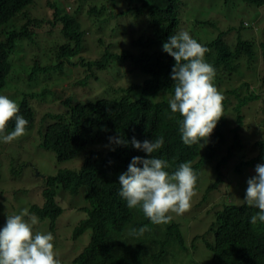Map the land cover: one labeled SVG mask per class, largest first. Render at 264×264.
Listing matches in <instances>:
<instances>
[{
    "label": "trees",
    "instance_id": "16d2710c",
    "mask_svg": "<svg viewBox=\"0 0 264 264\" xmlns=\"http://www.w3.org/2000/svg\"><path fill=\"white\" fill-rule=\"evenodd\" d=\"M41 1L43 2L0 0V87L12 68V55L22 54L23 68L24 62L34 65L28 71L27 78L36 83L39 76L47 75L48 70H59L63 57L85 52L88 48L90 41L84 37L85 31H81L80 25L72 16L63 13L61 0H45L43 4ZM216 1L208 2H211V5ZM117 2L118 0H111L108 8L111 13L107 12L104 4L100 9L95 5L90 8L89 12L95 13V38L99 37L98 30L103 29L105 21L115 19L113 8L117 6ZM124 3L129 6L131 14L135 15V22L140 24L142 19H146L149 25L153 26L155 33V41L151 44L154 46H146L141 50L142 55L132 57L133 65L135 63L140 73L148 71L151 74L149 79L143 82L145 91L142 92L141 85L133 84L122 100L110 101L112 103L100 100L94 105H87L89 108L77 104L58 118L61 121L55 127H49L43 147L55 153L58 163L74 162L71 166L78 164V168H60L55 176L48 178L42 190L43 206H34L32 210L41 219L49 218L50 228L54 230L61 213V207L56 201L57 188L60 186L64 191L76 194L86 187L85 198L89 206L82 209L86 218L76 226L73 237L76 238L87 230L91 233L89 243L74 260V264H140L136 260L142 255H147V264H165L166 261L175 264H197L189 254L178 223L171 218L167 223L153 224L139 206L128 208L126 202L118 195V174L127 169L133 156L147 157L148 154L134 149L130 143L109 144L108 137L120 133L129 141L133 136L143 141L163 136L164 146L153 155L168 161V172L175 171L182 162H189L198 175L194 188L200 187L201 172L210 171L207 176L213 180L204 187L203 196L217 191L224 200L229 197L231 199V202L224 204L222 209L215 213V243L207 245L212 252L211 264H264V224L250 223L249 217L255 214L257 209L245 203L238 204L244 198L243 191L247 187V179L255 174V166L264 162V137L261 134L259 138H253L247 147L241 143L242 111L246 110L249 114L254 112V121L257 113L264 112V92L263 95H257L256 92L247 90L248 95L239 98L232 107L234 120L227 119L225 114L230 110L228 94L238 97L237 90L223 92L222 115L207 138V143L201 139L200 144H183L178 123L182 117L178 112L172 113L168 107V100L174 94V81L171 80L170 73L175 61L162 51V43L169 35L176 33L173 24L177 21L179 23L177 9L181 1L124 0ZM32 5L30 11L33 17L24 11ZM229 5L233 6L231 9L237 15L249 16L254 13L256 17L257 9L264 6V0H223L224 7ZM239 7L244 10L242 14L237 13ZM18 15L23 20L19 26L16 19ZM226 18L222 23L232 26L234 23L230 20L226 22ZM244 19L240 20L241 31L245 29L241 25ZM196 21L193 25L184 21L185 28L208 48L204 59L215 69L213 83L220 92L221 85L230 87L229 83L235 82L233 78L239 81V77H243L239 64L242 58H246L249 65L254 63L256 46L255 41L251 40L253 34L246 35V41L239 39L238 45L233 49L222 38L224 32L217 37L208 38L203 36V31L199 29L204 21ZM45 23H48L49 27ZM44 31L46 40L49 34L53 41L61 40L64 47L60 49L50 41H47V44L42 43L41 47L38 38ZM53 31L56 32L55 37L52 36ZM107 47L98 59V67L104 69L113 64L115 59H122L121 55L113 54ZM260 47L264 61V44L260 43ZM28 49L33 52V58ZM49 58L53 59L55 66L45 65L43 60ZM242 86L248 87V83L242 82ZM146 90L150 93L149 100L143 98L142 93H146ZM133 93L137 96L134 100ZM259 99L261 101L257 102ZM251 100H255L258 106L249 108ZM252 120L249 116L248 127L243 132L251 133V129H254ZM261 123L263 125L264 119ZM227 128H230L232 138L225 133ZM112 148L114 150H110ZM234 150H237L238 154L234 153ZM220 152L221 155L218 156ZM234 182L237 184L231 187ZM226 185H229V188H224ZM236 194L238 199L234 200ZM142 226L146 229L142 235L129 234L130 229H139ZM187 256L191 258V262H188Z\"/></svg>",
    "mask_w": 264,
    "mask_h": 264
},
{
    "label": "clouds",
    "instance_id": "9594fccd",
    "mask_svg": "<svg viewBox=\"0 0 264 264\" xmlns=\"http://www.w3.org/2000/svg\"><path fill=\"white\" fill-rule=\"evenodd\" d=\"M87 1L88 0L61 1L63 13L74 18L80 25L81 31H85L84 37L88 39L93 38L89 40L90 42L85 52L82 51L73 56L63 57V59H61L63 63L61 68L71 71V75H69L68 78L63 72L53 76L55 72L48 70L47 75L42 74L39 76L36 83L31 82V80L27 78L28 71H30L32 68L31 66L34 65H27L28 62H24L25 68H23V56L21 53H17L10 57L12 68L5 76L3 86L0 87V143L7 144L17 139L24 140L26 134L37 133L40 139V148L51 151L43 147L45 136L49 133V127H55V125L61 121L58 119L61 115L69 112L73 107L77 106V104L88 107L87 105H94L100 100H107L109 102L113 100H122L124 95L125 97L127 96V91L130 90L129 87H131V85H141V89L143 87V82L151 76L148 71L140 73L135 63L133 65L132 59L134 58L133 56L139 57L138 55H142L141 50L146 48V46H154L151 45L153 41H155V33L152 29L153 26L149 25L146 19H142L140 24L135 22V15L131 14L129 6L124 3V0H118L119 3L117 2V5L124 3V9L117 11V6L113 8V12L116 15L115 19L112 20V18L108 21H103V29L98 30V32L100 31V33L97 34L99 37L95 38L94 29L96 27V21L95 16H93L95 13L89 12L94 4H89V8L86 12L82 8V3ZM104 1L107 4L101 3L100 6L95 5L96 8L100 9L104 4L108 9L111 0ZM180 1L181 3H179L180 5L177 9L179 23L177 21L173 24L176 33L169 35L167 40L162 43V51L173 57L175 61L170 73L171 80L174 81V94L168 100V107L172 113L178 112L182 117V120L178 122L180 125V139L183 144L191 146L197 143L200 144L201 139L207 143V138L213 132L217 121L222 115V101L224 99L222 94L223 92L226 93L231 91V87L221 85V93L217 90L213 83L215 69L204 59L205 53L208 52V48L198 42L185 28V23L188 25L197 23L196 19L193 20L192 16L205 11L207 8L204 5L207 3L202 0ZM210 3L211 2H208L209 6ZM263 7L264 6H260L259 9H257L256 19L259 17ZM231 8H233L231 5L225 7V12L218 14L213 20H199L204 21V24L201 25L199 29L203 31V36H207L208 38L217 37L221 35V32H224L222 38L225 40V43L233 49L238 45L239 39L241 41H246V35L243 34V31L247 30L249 34H253L251 40L255 41L256 46V52L254 53L255 61L250 65L246 63V58H242L239 61L243 75V77L239 78L242 80L245 78L246 71L256 66L255 62L257 61V57H260L264 63L260 47V43L264 44V42L256 41L254 38L257 31L253 30L255 23L253 19H244V21H242L241 25L245 27L243 31L240 29V21H237L236 24H232V26H226L222 23V20H225L226 16V19H231L235 14ZM110 10L111 9H108L107 12L111 13ZM38 12H40V10H38ZM242 12H244L243 8L239 7V12L237 13L242 14ZM225 14L227 15L225 16ZM31 16L33 17V14H31ZM184 18L186 20H184ZM16 19L18 20V26L23 23L19 15ZM45 25L49 27L48 23H45ZM56 26H59V24H56ZM83 26L88 27V31L83 30ZM118 27H121V30L116 31L115 29ZM209 27L214 30H209ZM214 31H218V33L215 34ZM231 33L236 34L233 45L229 44L226 40V35ZM208 34H210V36ZM52 36H56L55 31H53ZM42 39H46V31L41 32L40 38H38L41 47H43V42H41ZM47 41L56 44L55 46H59L60 49L64 47L62 46L64 43L61 40L53 41L49 34L47 35ZM109 44L111 47L108 48L107 46ZM89 47H91L92 50L89 49ZM105 47L113 54L121 55L122 59H115L113 64L104 69L98 67V59L100 58V54H103ZM90 51L93 52V56L90 55ZM153 51L152 49L151 52ZM29 53L33 58V52L29 50ZM43 61L45 65L51 66L53 64V66H55L53 59L50 60L49 58ZM263 66L257 65L258 68H262ZM23 79L31 84L26 85L25 82H22ZM11 81L14 83H11ZM240 87L243 86L240 85L238 88ZM20 90H25V92L23 93ZM44 90H51L60 94L62 99L59 103L67 105L65 111L57 114H46L42 112L38 103L33 104L34 98L43 95ZM77 90H80L78 92L79 94H77ZM101 91L105 93L94 101H81L78 99L72 102L73 99L86 92L95 94ZM144 91L145 89L143 87L142 92ZM237 91L240 92H237L238 97H235L237 101L239 98L247 96L249 93L247 90ZM261 91L264 92V90H258L256 94L263 95V93H260ZM142 94L144 96L143 98L147 100L151 99L149 91ZM228 96L230 95L228 94ZM136 97V94L133 93L132 100ZM260 101L259 99L257 102ZM252 114L253 112H251V114L248 113L246 117H243L242 114V132L246 130V121ZM225 115L227 119L234 120V118H232L234 113H229V116H227V114ZM235 125L236 124L233 122V126ZM224 131L228 134L227 136L231 137L228 128ZM108 141L109 144L114 145H127L130 143L134 149L148 154L147 157L133 156L127 165V169L118 174V183L120 185L118 195L126 202L128 208L139 206L143 214L150 219L151 223L161 224L171 220L172 217L168 213L171 212L180 215L190 207V200L194 192V185L197 182L198 175L190 166L189 162L180 163L175 171L171 173L167 171L169 168L168 161L153 155V153L162 149L164 146L165 140L163 136H157L154 139H144L143 141L133 136L129 141L118 133L114 136H109ZM110 150H114V148ZM254 172L255 174L250 176L246 181L247 187L245 188L244 198L237 203H245L257 209L255 214L249 217L250 223L255 224L259 222L264 224V162L258 163L255 166ZM36 175L38 176V173ZM237 199L236 194L234 195V200ZM226 201L228 203L231 202L230 197L227 198ZM33 207L34 206L31 207L30 211H33ZM37 223L38 217L30 213L27 207L21 209L18 213L6 216V222L3 226H0V264H61V261L56 257L54 252L53 234L51 232L42 233L34 231L33 226ZM255 227L256 226H254V228ZM215 228L216 216L209 231H212L214 234ZM145 230V227L142 226L139 229H130L129 234L142 235ZM181 236L185 242L182 230ZM198 237L199 236L194 237L193 242H195ZM214 243L213 240L212 243L208 244L214 245ZM192 245L193 243L190 247L186 245L189 253L192 252ZM146 256L147 255H142L136 261L140 264H147L145 262L148 260ZM165 264H175V262L166 261Z\"/></svg>",
    "mask_w": 264,
    "mask_h": 264
},
{
    "label": "rangeland",
    "instance_id": "374dc122",
    "mask_svg": "<svg viewBox=\"0 0 264 264\" xmlns=\"http://www.w3.org/2000/svg\"><path fill=\"white\" fill-rule=\"evenodd\" d=\"M208 1L209 0H205L207 4L204 5L207 9L193 15V20H213L218 14L225 12V7L223 6L222 0H217L210 6L208 5ZM35 2H38V0H35ZM44 2L45 0H43V2L41 1L42 4ZM101 3H105V1L88 0L87 2L82 3V8L86 12L89 8V4L100 6ZM124 6L125 4L121 3L117 5L116 10L121 11L124 9ZM32 7L33 5L31 6V8H25L24 11L29 12L30 14V9H32ZM244 18H252L255 21L253 30H256L257 33L254 35V38L256 41L264 42V7L261 9L259 17L257 19L255 18L254 13L249 16L237 15L235 13L233 17L226 20V22L230 20L232 23L236 24L237 21H240ZM82 29L88 31V27L86 26H83ZM212 29L210 28L209 30ZM115 30H121V27H118ZM214 33L217 34L218 31H214ZM243 34L248 35L249 31L245 30L243 31ZM235 35L236 34L234 33L226 35V40L229 44H234ZM92 39L93 38L89 40ZM41 42L47 44L46 39H42ZM89 49L92 50L91 47H89ZM89 53H91V56L94 55L92 51H90ZM256 60V66H253L252 69L246 71L245 78H243L241 81H236V79L233 78L235 82L229 83L231 91L251 90L253 92H256L258 90H264L262 89L264 88V63L262 62L260 57H257ZM257 65L263 67L258 68ZM61 72H63L67 78L69 77V75H71V71L60 68L59 70L57 69L55 71L53 76L59 75ZM242 81L247 82L248 87L243 86L238 88L240 85H242ZM22 82H25L26 85L31 84L30 82H26L25 79H23ZM11 83L14 82L11 81ZM20 91H22L23 93L25 92V90ZM79 91L80 90H77V94H79ZM237 92L240 93L239 91ZM104 93V91L95 94L86 92L73 99L72 102H75L78 99L81 101H94ZM260 93L263 92L261 91ZM61 99V95L57 92L44 90L43 95L34 98L33 104L38 103V105L42 109V112L46 114H57L65 111L67 106L59 103ZM236 102L237 98H235L234 95L228 96L230 110L229 112H227V116H229V113L231 112L232 107L236 104ZM248 105L249 108L258 106L255 100H251ZM242 114L243 117H246L248 115V111L243 110ZM255 116L257 118L253 121V112L251 116V120L253 123L252 126L254 128L251 130L253 132H241V143L244 147H247V145L250 141L253 140V138H259L260 134L264 137V123L263 125L261 123V121L264 119V112L261 111ZM248 124L249 121L247 120L245 126L248 127ZM228 131L231 133L230 128H228ZM232 137L233 135L231 133V138ZM39 145L40 139L37 133L26 134L24 140L17 139L7 144L0 143V226H3V224L6 222L7 215L18 213L25 207L29 209L30 213L36 215V213L34 211H30V209L35 205H43L44 199L42 197V190L45 186L46 180L54 176L57 170H59L60 168L75 166V168H78V164H74L75 166H71L74 162L58 163V160L53 152L42 149ZM234 153L238 154L237 150H234ZM220 155L221 152L218 156ZM208 172H201L200 187L194 188V192L190 200V207L180 215L171 212L168 213L169 215H171L172 219L180 225L186 245L190 247L193 243L191 247L192 252L189 254H191L192 260L195 263L199 264H211L212 252L207 248V244L213 242L214 234L209 230L214 223L215 213L221 210L223 205L227 203V201L224 200L223 196L217 191H212L206 196H203L205 195L204 187H206L212 181V179H209L208 177ZM37 173L38 176L36 175ZM236 184L237 183L234 182L232 183V186ZM226 187H229V185H226ZM86 191V187H83L79 190L78 193L71 194L61 189L60 186L57 188L56 201L61 207V213L57 218L54 230H51L50 228L49 218L41 219L36 215L38 217V223L33 226V230L42 233L51 232L53 234L54 252L56 254V257L61 261V264H74L73 260L89 242L91 233L90 230H87L76 238L73 237L76 226L81 220L86 218V214L82 210L83 208L89 206L85 198ZM243 192L245 194V191ZM196 236L199 237L195 242H193V238ZM191 258L187 256L188 262H191Z\"/></svg>",
    "mask_w": 264,
    "mask_h": 264
}]
</instances>
